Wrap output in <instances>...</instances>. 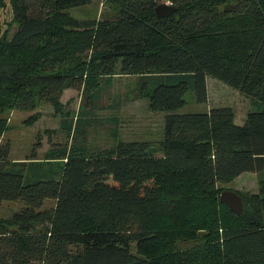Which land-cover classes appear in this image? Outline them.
Listing matches in <instances>:
<instances>
[{
    "label": "trees",
    "instance_id": "1",
    "mask_svg": "<svg viewBox=\"0 0 264 264\" xmlns=\"http://www.w3.org/2000/svg\"><path fill=\"white\" fill-rule=\"evenodd\" d=\"M105 1L111 20L68 14L89 0H8L2 29L0 0V140L6 112L59 108L66 89L94 101L98 78L115 75L139 76L137 97L167 113L163 138L92 153L71 144L46 158L63 161L46 178L27 177L0 145V207L23 205L0 219V264H264V0ZM162 1L176 11L159 19ZM207 77L248 98L242 125L230 108L176 113L189 94L207 101ZM78 116L61 129L80 134ZM244 173L259 176V192L237 193L236 215L220 185Z\"/></svg>",
    "mask_w": 264,
    "mask_h": 264
},
{
    "label": "rangeland",
    "instance_id": "2",
    "mask_svg": "<svg viewBox=\"0 0 264 264\" xmlns=\"http://www.w3.org/2000/svg\"><path fill=\"white\" fill-rule=\"evenodd\" d=\"M5 2L6 6L1 11L2 29L12 21L8 0ZM166 2L160 3L167 4ZM67 12L77 20H111L116 15L115 9L105 0H89L88 4ZM14 27L15 24L13 31ZM139 79L137 75H115L110 78L111 84L107 85L106 79L98 78L97 97L88 103L86 96L91 91L83 90L82 95L81 89H66L59 97V108L43 103L31 112H6L3 117L7 119L8 129L3 134L0 145L9 146V163L21 162L16 164L17 168L24 169L25 175L30 178L57 177L63 161H47L46 158L51 152L71 144L83 145L89 153L108 150L119 140L124 143L145 142L150 147L157 146L163 138L164 117L167 113L150 112L147 100L137 97ZM206 85L208 96L204 104L195 103L192 94H189L184 107L176 113L205 114L212 108H230L235 115L234 123L242 125L246 114L251 110L248 98L212 77L206 78ZM84 110L87 116L82 118L85 124L80 134H67L61 129V122L73 124ZM32 115L37 120H31L32 124L25 123ZM30 158L34 160H29ZM261 177L264 178V174ZM259 183V176L244 173L233 182L220 185V188L240 195H256L259 192ZM22 207L20 202H3L0 219L9 220ZM53 207L52 201H46L42 209L49 210ZM261 215L264 216V210ZM179 246L184 250L190 246V242ZM131 249L134 252L135 246Z\"/></svg>",
    "mask_w": 264,
    "mask_h": 264
},
{
    "label": "water",
    "instance_id": "3",
    "mask_svg": "<svg viewBox=\"0 0 264 264\" xmlns=\"http://www.w3.org/2000/svg\"><path fill=\"white\" fill-rule=\"evenodd\" d=\"M175 11V8L167 4H161L154 10L156 17L159 19L168 17ZM219 203L226 205L229 210L236 215H240L242 213V199L233 191H222L219 195Z\"/></svg>",
    "mask_w": 264,
    "mask_h": 264
},
{
    "label": "built area",
    "instance_id": "4",
    "mask_svg": "<svg viewBox=\"0 0 264 264\" xmlns=\"http://www.w3.org/2000/svg\"><path fill=\"white\" fill-rule=\"evenodd\" d=\"M169 3L167 2V5H168Z\"/></svg>",
    "mask_w": 264,
    "mask_h": 264
},
{
    "label": "crops",
    "instance_id": "5",
    "mask_svg": "<svg viewBox=\"0 0 264 264\" xmlns=\"http://www.w3.org/2000/svg\"><path fill=\"white\" fill-rule=\"evenodd\" d=\"M208 95V94H207ZM243 175V174H242ZM241 176V175H240Z\"/></svg>",
    "mask_w": 264,
    "mask_h": 264
},
{
    "label": "clouds",
    "instance_id": "6",
    "mask_svg": "<svg viewBox=\"0 0 264 264\" xmlns=\"http://www.w3.org/2000/svg\"><path fill=\"white\" fill-rule=\"evenodd\" d=\"M169 2H170V0H169Z\"/></svg>",
    "mask_w": 264,
    "mask_h": 264
}]
</instances>
